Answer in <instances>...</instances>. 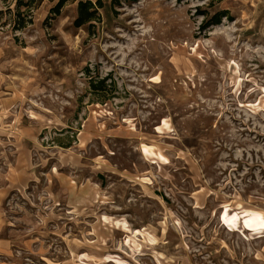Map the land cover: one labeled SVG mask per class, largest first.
Here are the masks:
<instances>
[{
    "label": "rangeland",
    "instance_id": "374dc122",
    "mask_svg": "<svg viewBox=\"0 0 264 264\" xmlns=\"http://www.w3.org/2000/svg\"><path fill=\"white\" fill-rule=\"evenodd\" d=\"M254 2L0 0V264H264L218 221L264 212Z\"/></svg>",
    "mask_w": 264,
    "mask_h": 264
},
{
    "label": "bare ground",
    "instance_id": "6f19581e",
    "mask_svg": "<svg viewBox=\"0 0 264 264\" xmlns=\"http://www.w3.org/2000/svg\"><path fill=\"white\" fill-rule=\"evenodd\" d=\"M254 1L255 0H250L252 7L255 4ZM145 180L146 179L144 178L143 181ZM218 221L226 231L230 233H238L243 238H247V235L249 237H253L254 239L264 237V212L259 209L237 208L235 210H231L229 207H224L219 212ZM118 224H122V227L125 228V222L117 221V225ZM143 237L148 243L153 244L155 242L154 238L148 234H144ZM109 258L110 257L98 259L84 254L79 257L77 264H101L110 262Z\"/></svg>",
    "mask_w": 264,
    "mask_h": 264
},
{
    "label": "trees",
    "instance_id": "16d2710c",
    "mask_svg": "<svg viewBox=\"0 0 264 264\" xmlns=\"http://www.w3.org/2000/svg\"><path fill=\"white\" fill-rule=\"evenodd\" d=\"M178 1H182V0H178ZM89 7L90 8H93V6L91 4H78L77 7H76V24L77 26H82L84 23H86L88 20V13H84L83 12V8L84 7ZM57 11V10H56ZM227 15H228V12L227 11H218V12H215L211 18L209 19H204V22L201 26V31H204L212 26H217L219 24H221V21L223 18H227ZM85 71L88 73V69L86 68ZM109 90H106L105 89V95L106 96H110L115 93V88L113 85L109 86ZM115 94H113L114 96Z\"/></svg>",
    "mask_w": 264,
    "mask_h": 264
}]
</instances>
